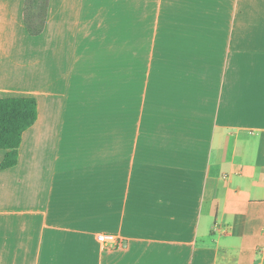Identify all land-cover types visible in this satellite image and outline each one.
I'll return each instance as SVG.
<instances>
[{"label":"crops","instance_id":"obj_1","mask_svg":"<svg viewBox=\"0 0 264 264\" xmlns=\"http://www.w3.org/2000/svg\"><path fill=\"white\" fill-rule=\"evenodd\" d=\"M8 97L0 264H264V0H0Z\"/></svg>","mask_w":264,"mask_h":264},{"label":"trees","instance_id":"obj_2","mask_svg":"<svg viewBox=\"0 0 264 264\" xmlns=\"http://www.w3.org/2000/svg\"><path fill=\"white\" fill-rule=\"evenodd\" d=\"M49 0H25V23L30 34H40L45 26ZM38 119V103L32 97L0 99V150L6 156L1 169L15 167L24 133Z\"/></svg>","mask_w":264,"mask_h":264},{"label":"built area","instance_id":"obj_3","mask_svg":"<svg viewBox=\"0 0 264 264\" xmlns=\"http://www.w3.org/2000/svg\"><path fill=\"white\" fill-rule=\"evenodd\" d=\"M98 242L107 250H112L121 246L120 238L114 234H99Z\"/></svg>","mask_w":264,"mask_h":264}]
</instances>
